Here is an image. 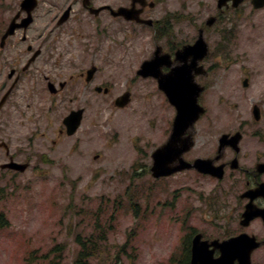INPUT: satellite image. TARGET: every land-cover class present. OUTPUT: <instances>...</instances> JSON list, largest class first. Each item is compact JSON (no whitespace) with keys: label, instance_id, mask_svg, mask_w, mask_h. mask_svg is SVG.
Listing matches in <instances>:
<instances>
[{"label":"rangeland","instance_id":"1","mask_svg":"<svg viewBox=\"0 0 264 264\" xmlns=\"http://www.w3.org/2000/svg\"><path fill=\"white\" fill-rule=\"evenodd\" d=\"M5 1L10 5L0 11V29L17 9V0H1ZM198 3L213 5V0H194L197 19L202 16ZM213 28L211 40L208 38L213 49L211 85L204 96L210 116L197 125L192 156L207 157L221 135L240 130L245 133L241 161L246 167L256 158V145L264 156V118L255 125L252 117L255 104L264 114V10L256 12L247 1ZM28 33L38 43H59L67 53L65 64L84 58L86 66L91 60V51L83 57L68 44V32L47 36L41 26H35ZM21 37L22 32L11 43ZM141 42L128 41L125 63H116L117 72L109 61L123 58L120 47L124 45L98 43L100 81L113 85L111 97L100 96L91 102L93 107L77 137L57 147L43 140L41 151L47 149L49 157L42 163L39 156L34 158L35 172L0 175V215L5 218L0 226V264H184V243L192 229L211 238L235 232L238 203L235 206L232 201L227 221L210 213L230 201L222 193L231 185L229 178L218 183L182 174L160 181L149 174L151 154L167 140L175 110L165 104L151 81L143 88L144 83L135 76L151 50V43H146V49L138 44ZM224 43H230V58H223L219 49ZM108 45H114L110 53ZM246 78L251 87L244 91ZM233 86L238 94L227 90ZM126 89L133 92L132 104L125 111L118 110L113 101ZM229 100L237 103L229 105ZM40 113L34 110L35 115ZM10 133L15 134V129ZM95 139L97 144L88 146ZM239 187L232 185L233 192ZM250 232L261 235V223H255ZM77 236L93 255L81 263L78 256L83 248L76 242ZM258 259L264 264V249Z\"/></svg>","mask_w":264,"mask_h":264},{"label":"flooded vegetation","instance_id":"2","mask_svg":"<svg viewBox=\"0 0 264 264\" xmlns=\"http://www.w3.org/2000/svg\"><path fill=\"white\" fill-rule=\"evenodd\" d=\"M38 1V8L33 12L34 22L31 29L34 26H41L50 34L68 32L71 42L68 44L83 54L91 51L93 56L91 63L87 66H85L84 58L62 65L65 59L64 49L62 50L59 43H52L50 40H42L38 43L36 39L30 38V43L1 45L0 104L4 99L5 103L0 111V174H19L13 169L4 168L6 163L28 162L30 168V160L35 156L40 122H47L45 129L41 132L42 138H47L48 118L54 110L68 112L79 108L89 110L93 107L91 102L97 100L99 96V93H96V87L104 84L100 81L102 64L97 58L100 47L94 44L119 43L126 47L128 40H148L146 43H151V50L146 56L147 59L153 57L158 51V57L172 64L170 67L163 66L162 73L167 74L177 64V52L186 44H194L201 29L206 39L211 40L213 28L205 25L208 17L215 15L216 23H223L225 15L235 10L232 7L219 9V0H213V5L198 3L200 7L198 10L202 12V16L197 19L193 8L194 0H182V2L181 0ZM21 2L22 0H17L18 7ZM207 9H211L210 11L213 9L215 11L212 12L215 13L204 14ZM122 12H125L127 16L120 14ZM24 17H26L25 13L21 14L20 19ZM183 25L185 28L182 27ZM114 35H116L115 38ZM138 44L144 46L145 43ZM113 48L114 45H108L107 51L110 52ZM38 49L41 55L33 60L34 52ZM146 49H148L147 46ZM125 58L126 56H123V58L109 61L113 65L114 72L119 69L116 63H125ZM105 59L108 58L105 57ZM211 59L213 57L209 54L201 62L203 69L199 71L202 74L197 77L204 87L203 93L209 91L211 85ZM52 63H56L57 67L49 66ZM94 65L97 66L96 73L100 77L94 74L95 77L89 78L88 70ZM121 67L123 68L124 65ZM247 89L249 87H245L244 91ZM236 90L238 89L235 86L229 89L231 93ZM70 93L71 100H69ZM84 102L87 104L85 105ZM35 109H38L41 115H34ZM38 118L40 120L36 127H32L31 125ZM15 122L21 127V133L12 140L14 135L10 133V125ZM59 134L61 139L62 130ZM208 152V158L214 159L218 156L213 148H210ZM261 154V147L256 145L255 160L247 164L249 167H245L244 163L243 167L240 164V170L236 171L246 176L248 188L257 187L264 178L257 171V165L264 162V156L262 157ZM234 157V151L227 148L216 161V164H224L226 173L232 177L235 171L230 169V162ZM23 158L27 161H22ZM255 202L260 207L264 206V200L261 198L256 199Z\"/></svg>","mask_w":264,"mask_h":264},{"label":"water","instance_id":"3","mask_svg":"<svg viewBox=\"0 0 264 264\" xmlns=\"http://www.w3.org/2000/svg\"><path fill=\"white\" fill-rule=\"evenodd\" d=\"M227 1L228 0H222L220 7H222ZM241 1L242 0L238 1L236 6H238ZM253 5L255 8H262L264 7V0H253ZM214 21L215 19L211 18L208 24L212 25ZM14 29L15 27L12 25L8 30L6 37L12 34ZM204 43V39L201 35L195 46L185 48L184 52L180 53L178 57L184 59L190 55H196L199 59H202L205 54H207V48ZM155 64V60L145 63L140 74L158 78L162 89L169 96L171 103L176 105L178 109V115L174 123V130L171 139L165 146L159 148L153 154L154 165L152 172L155 177L159 178L163 176H170L178 171L192 167V165L188 164L183 159V154L192 148L194 141L192 139V135L186 138L184 135L199 119L200 115L204 113V109L198 102L201 89L194 83V75L191 74V70L188 69L187 66L176 69L175 74L170 79L171 81L165 82V79H161L157 74L156 69L154 70ZM129 102V94H126L117 102V104L124 107ZM255 113L256 117L260 118L258 108H256ZM81 119L82 111L73 113L66 119V124L69 128L70 134H73L76 131ZM226 138L227 136H224L222 142H224ZM239 139V137L235 139L236 144ZM209 164V161L197 160L194 166L204 173L211 172L218 177L223 176L222 168L216 169L218 171H213ZM260 194H264L263 189ZM254 215H256V213L253 210V207L251 205L248 206L244 217L250 221ZM260 216L264 219V210L260 212ZM201 239L202 236L198 235L193 240L191 264H235L236 261H239V264H252V252L264 244V242L257 243L255 238H250L248 235H242L223 243L215 241L212 244L209 242H202ZM211 246L221 250L222 256L220 258H213V252L209 251Z\"/></svg>","mask_w":264,"mask_h":264},{"label":"trees","instance_id":"4","mask_svg":"<svg viewBox=\"0 0 264 264\" xmlns=\"http://www.w3.org/2000/svg\"><path fill=\"white\" fill-rule=\"evenodd\" d=\"M78 242L82 243V241H81L80 238L78 239ZM80 243H79V244H80ZM83 247H84V253H83V254L88 255V252H86L87 250H86L85 244H83ZM90 255H91V254H90ZM88 256H89V255H88Z\"/></svg>","mask_w":264,"mask_h":264}]
</instances>
